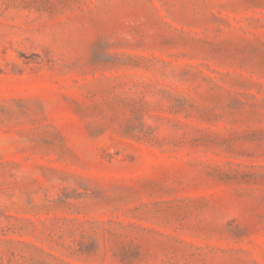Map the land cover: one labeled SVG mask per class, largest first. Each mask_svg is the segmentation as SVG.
Returning <instances> with one entry per match:
<instances>
[{"label":"rangeland","instance_id":"rangeland-1","mask_svg":"<svg viewBox=\"0 0 264 264\" xmlns=\"http://www.w3.org/2000/svg\"><path fill=\"white\" fill-rule=\"evenodd\" d=\"M0 264H264V0H0Z\"/></svg>","mask_w":264,"mask_h":264}]
</instances>
